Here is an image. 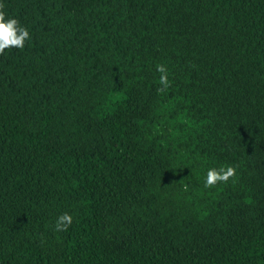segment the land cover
Here are the masks:
<instances>
[{"label":"trees","instance_id":"trees-1","mask_svg":"<svg viewBox=\"0 0 264 264\" xmlns=\"http://www.w3.org/2000/svg\"><path fill=\"white\" fill-rule=\"evenodd\" d=\"M0 11V264H264V0Z\"/></svg>","mask_w":264,"mask_h":264},{"label":"clouds","instance_id":"clouds-1","mask_svg":"<svg viewBox=\"0 0 264 264\" xmlns=\"http://www.w3.org/2000/svg\"><path fill=\"white\" fill-rule=\"evenodd\" d=\"M30 33L27 28L21 26L15 18H6L5 13L0 11V54H3L5 49L17 48L23 49L25 42L30 40ZM157 71L161 73L159 83L162 86L161 90H166L169 87L167 68L161 64L157 66ZM236 174V169L232 166L227 167H209L204 176L205 187H212L218 182H227ZM73 221V217L64 213L55 221V230L64 232L69 229Z\"/></svg>","mask_w":264,"mask_h":264}]
</instances>
